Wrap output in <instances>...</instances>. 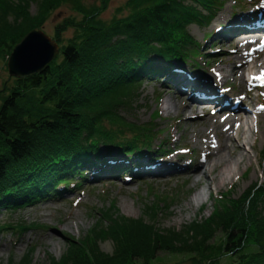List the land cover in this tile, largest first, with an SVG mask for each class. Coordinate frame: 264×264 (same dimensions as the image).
Wrapping results in <instances>:
<instances>
[{
	"label": "trees",
	"instance_id": "1",
	"mask_svg": "<svg viewBox=\"0 0 264 264\" xmlns=\"http://www.w3.org/2000/svg\"><path fill=\"white\" fill-rule=\"evenodd\" d=\"M110 1L0 0L5 67L26 32L42 29L63 6L70 11L50 36L59 52L49 65L29 77L13 76L0 89V210L57 197L93 170L134 178L144 157L152 162L170 153L162 142L153 146L157 111L151 125L127 121L123 111L139 97L144 81L164 85L175 69L190 63L200 74L202 60L190 54H202V44L187 27H208L224 0H126L103 18ZM150 193L154 199L143 201L138 218L120 215L111 202L99 220L106 225L93 226L82 241L72 238L68 253L53 264H160L159 253L183 255L189 264H264V181L237 198L225 192L208 217L180 230L158 227L159 215L174 199ZM10 225L19 234L33 226L3 222L0 232ZM108 240L110 253L100 248ZM30 253L18 264H27Z\"/></svg>",
	"mask_w": 264,
	"mask_h": 264
},
{
	"label": "rangeland",
	"instance_id": "2",
	"mask_svg": "<svg viewBox=\"0 0 264 264\" xmlns=\"http://www.w3.org/2000/svg\"><path fill=\"white\" fill-rule=\"evenodd\" d=\"M84 1L93 2L97 0ZM125 1L111 0L107 10L101 16L109 18L116 14L117 9ZM241 1L237 4L236 0H224L222 8L217 11L208 27L191 24L187 27V30L198 43L202 44L199 50L202 54L198 55L196 50L190 54L194 59L200 57L202 64L206 65L204 67L200 63V67L197 68L201 74H204L203 77L196 80L198 85L206 92L209 91L210 87L216 88L214 91L217 93L221 94L222 92L223 98L221 97L220 102L225 104H229L234 96L239 95L245 104V108L237 107L235 116H231L221 109L222 105L216 104L213 106L208 102L205 103L207 106L202 112L206 115L201 116L206 120L195 124L188 122L186 118L180 119L173 112V109L166 112L163 109L165 101H179V96L182 93L186 98L187 95H191V100L197 99L194 96L195 94H189L190 87L193 85L195 77H197L191 72V66L194 64L189 61L190 64L184 65L188 68V71L178 70L171 86L169 82L160 85L144 81L139 87V97L133 100L131 107L123 111V115L127 121L151 125L152 123L149 124L148 122L153 112L157 111L159 116L153 124V127H156L153 146L162 142L170 152L168 154L169 159L158 158L155 160L157 163L152 165L147 163L148 157H144L140 160L143 163V166L139 169L141 172L130 179L128 177L123 179L122 173L125 172L119 174L111 172L108 177H105L106 174H98L99 171L93 170L81 185L76 188L73 187L55 198L41 199L16 210L1 209L0 224L4 222L13 225L26 224L33 226L22 234H19L12 225L6 231L0 232V264H18L23 259L24 254L29 251L31 253L27 264H53L54 261L60 260L68 253L72 238L82 241L93 226L97 224L106 225L103 221L99 223V220L101 214L110 206L111 202H114L120 215L131 218L142 216L143 201L154 199L153 194L150 193L152 189L155 193L169 194L174 199L170 209L159 215L158 227L180 230L195 220H203L208 217L217 206L221 195L225 192H230L233 198H237L251 184L264 181V133H262L264 119L261 116L256 130L250 134V143H253L254 148L251 149L250 145L244 144V152L248 155V158L241 162L240 174L232 183H226L219 190L212 188L206 191V199L200 206L196 204L189 205L192 196L200 189V186L195 183L194 179H187L183 175L184 171L195 168L203 161L201 153L213 150L217 143L222 145L224 134L221 133L217 138L215 137L216 129L211 130L212 126L217 127V121L218 118H221V115L224 118L230 116V118L241 117L244 119V115L250 118V116H253H247L245 112H249V109L251 111L254 105L261 109L262 113L264 112V84H258L264 82L263 79L257 82H248L247 78L244 77L241 80L238 77L220 78L216 72L220 67H224L228 71L232 68L231 52L239 42V39L235 38L234 23L226 27L228 20L237 11L239 12L236 16L237 21L250 22L251 19L246 18L245 15L250 14L258 0ZM35 10L36 6L32 4L31 13H34ZM69 13L70 11L65 6L61 7L46 20L42 30L48 36H51L54 26ZM233 20H235V17ZM253 22H255L254 19ZM220 27H224L227 32L220 29ZM208 32H212V34L207 40H204ZM71 33V30H68L65 36L69 37ZM204 60L209 61L204 64ZM11 78L13 76H9L6 67L0 63V89L3 82L10 81ZM177 79L178 84L175 83ZM247 93L252 97V103ZM189 119L192 120L193 118ZM207 139L209 143L211 142L208 147L205 142ZM137 161L134 160V162ZM185 161L187 163L192 162L190 167H186L188 164L185 165ZM226 197L227 193L222 196V199ZM127 208L129 209L126 210ZM50 224L62 226L64 232L70 237L51 241L46 236L50 232L47 226ZM220 236L221 234H216V242L219 241ZM100 248L106 253L112 252L111 240L101 242ZM159 258L160 264H189V261L183 255L159 253ZM222 261L225 262V259Z\"/></svg>",
	"mask_w": 264,
	"mask_h": 264
},
{
	"label": "bare ground",
	"instance_id": "3",
	"mask_svg": "<svg viewBox=\"0 0 264 264\" xmlns=\"http://www.w3.org/2000/svg\"><path fill=\"white\" fill-rule=\"evenodd\" d=\"M256 3V6L250 14L245 15L246 18L254 17V24L248 27L251 32H245L248 34H244L242 37L238 36L237 39H239V42L237 46L232 49L230 56V59L233 61H231L233 63L232 68L229 71L224 69V67H220L217 71L215 70L220 78L238 77L241 80L244 77L253 79V81L256 82L260 79L264 81V0H258ZM254 29H259L258 31L260 32H256ZM247 95H249V93H247ZM179 97V101L171 102L172 100H166L163 109L166 112L173 109V112L176 113L180 119L186 118L188 122L194 124L206 120L204 117H201L202 115H206V113H202L207 106L205 104L206 102H203L205 99L203 98L204 95L197 99L193 97L194 100H191V95H187L186 98L183 93ZM249 97L252 103L253 99L250 95ZM233 98L229 104L226 103L221 107L222 110L228 112L231 116L237 112V107L245 108V104L239 95ZM260 110L261 109L254 105L251 111L249 109V112H245L247 116L252 115L253 117L250 116V118H248L244 115V119L241 117L230 118V116L224 118L221 115V118H218L217 127L212 126L211 130L216 129L215 137L219 138L221 133L224 134V137L222 136L223 143L220 145V143L216 142L217 144L214 146L213 150L207 153H201L203 161L200 164L193 169L188 168L189 170L183 172L185 178L194 179L195 183L200 186V189L192 196L189 205L196 204L200 206L206 199V191L212 188L219 190L226 183H232L240 174V164L244 159L248 158V155L244 152V144L250 145L251 149L254 148L253 143H250V134L254 133L256 130L260 116L264 119V112L262 113ZM240 115H242V113H240ZM189 118L193 119L191 120ZM262 133H264V129H262ZM205 142L207 147L211 145L208 139ZM191 164L192 162L187 163V161H185L186 167H190ZM128 209L129 208L126 210ZM47 226L50 232L46 236L50 238L51 241H58L60 238L65 239L70 237L64 232L62 226L57 224H50ZM55 244L57 245V243Z\"/></svg>",
	"mask_w": 264,
	"mask_h": 264
},
{
	"label": "water",
	"instance_id": "4",
	"mask_svg": "<svg viewBox=\"0 0 264 264\" xmlns=\"http://www.w3.org/2000/svg\"><path fill=\"white\" fill-rule=\"evenodd\" d=\"M57 43L41 28L26 32L7 58L9 76L25 78L42 72L58 54Z\"/></svg>",
	"mask_w": 264,
	"mask_h": 264
}]
</instances>
